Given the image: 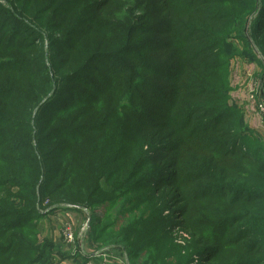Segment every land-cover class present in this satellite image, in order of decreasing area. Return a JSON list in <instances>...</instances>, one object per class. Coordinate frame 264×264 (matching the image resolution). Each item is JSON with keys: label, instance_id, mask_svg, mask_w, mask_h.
Wrapping results in <instances>:
<instances>
[{"label": "trees", "instance_id": "1", "mask_svg": "<svg viewBox=\"0 0 264 264\" xmlns=\"http://www.w3.org/2000/svg\"><path fill=\"white\" fill-rule=\"evenodd\" d=\"M248 23L264 55V0H0V264L87 263L40 227L84 209L129 264H264Z\"/></svg>", "mask_w": 264, "mask_h": 264}, {"label": "rangeland", "instance_id": "2", "mask_svg": "<svg viewBox=\"0 0 264 264\" xmlns=\"http://www.w3.org/2000/svg\"><path fill=\"white\" fill-rule=\"evenodd\" d=\"M249 29L250 24L248 23L246 30V42L251 46L253 54L256 55V59H254V61H250V57L247 55H235L231 59V78L233 84L236 85V91L233 93V97L235 100H240L241 97L246 96V94L251 96V102L248 101V103H242L243 106H246V104H248V111L250 112H246L242 106L239 107H242L244 109L245 118L249 123L251 122V120L253 122L254 119H257L258 124H255V127H251H259L255 129L257 130L256 133L264 135V121L260 116L259 111L255 108L257 95L255 92L259 85L262 87V92L264 94V55L251 38ZM45 40H48V37H46ZM246 42L236 40L238 50L242 51ZM68 211L71 212L73 210ZM74 212H77L78 214V217H76V219H61L58 217L60 216L58 215V213L42 219L40 224L41 238H44L46 236L52 238L54 243L58 247L62 248L66 253H79L81 257H83L82 255H93L94 258H99L100 261L98 262V264H129L127 256L122 252L116 250L114 248V245L110 244V242L94 243L92 241L90 233V219L92 215L89 210L84 209L82 212ZM71 231L73 237L69 238L68 233ZM173 231L177 237V243L181 246L186 245L187 243L186 239L184 238L183 231L178 227H175ZM69 260L73 261V259H67V261ZM92 260L93 259H91L90 261ZM90 261L85 264H89ZM56 264H62V262Z\"/></svg>", "mask_w": 264, "mask_h": 264}, {"label": "crops", "instance_id": "3", "mask_svg": "<svg viewBox=\"0 0 264 264\" xmlns=\"http://www.w3.org/2000/svg\"><path fill=\"white\" fill-rule=\"evenodd\" d=\"M247 88H248V86H247ZM247 92H248V89H247ZM242 96H243V94H242ZM234 101H235V103L236 104H238L239 106H242L244 109H245V111L246 112H250V111H248L249 110V106H248V104H246V106H243L242 105V103H244V102H247L248 103V101H252V99H251V96L250 95H247L246 94V96H244V97H241V99L239 100V99H234ZM252 117V116H251ZM255 120V119H254ZM253 120V122H252V120H251V126H254L255 124L257 125L258 124V122H257V119L254 121ZM249 123V124H250ZM255 127V126H254ZM253 127V128H254ZM257 128H259V127H257ZM257 128H255V129H257ZM58 215H60V216H58L59 218H61V219H68V218H72V219H76V217H78V214H77V212H74V211H63V212H61V213H58ZM74 261V260H73ZM72 260H69V261H64V262H62V264H80V263H78V262H73ZM100 260H99V258H93V260L92 261H90V263L89 264H98V262H99Z\"/></svg>", "mask_w": 264, "mask_h": 264}, {"label": "built area", "instance_id": "4", "mask_svg": "<svg viewBox=\"0 0 264 264\" xmlns=\"http://www.w3.org/2000/svg\"><path fill=\"white\" fill-rule=\"evenodd\" d=\"M255 91V89H254ZM256 95V101H255V108L259 111L260 116L262 117L264 121V94L262 92V87L259 85L255 92ZM263 128V126H262ZM264 129V128H263ZM68 237L72 238V231L68 233Z\"/></svg>", "mask_w": 264, "mask_h": 264}]
</instances>
